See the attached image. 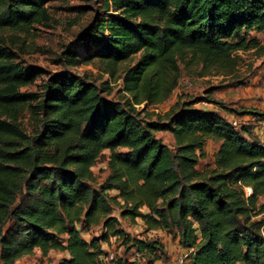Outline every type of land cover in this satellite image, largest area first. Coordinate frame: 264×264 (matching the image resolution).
I'll return each instance as SVG.
<instances>
[{"label": "trees", "instance_id": "trees-1", "mask_svg": "<svg viewBox=\"0 0 264 264\" xmlns=\"http://www.w3.org/2000/svg\"><path fill=\"white\" fill-rule=\"evenodd\" d=\"M51 1L0 0V32L45 24ZM252 33H264V0H103L100 17L77 36L83 55L66 49L61 58L111 76L137 58L124 71L122 103L103 97L106 83L68 72L21 92L38 73L0 40V264L35 250L64 253L57 264H139L134 254L143 264L169 263L161 239L130 237L119 219L173 235L189 252L185 264H264V143L202 100L177 102L155 120L135 108L171 96L184 53L234 72L238 52L259 48ZM209 99L225 114L264 119ZM160 133L172 136V148ZM209 142L218 145L213 164L199 169ZM106 151L109 173L98 182L93 168ZM99 226L98 237H81ZM112 239L128 260L107 261L101 243Z\"/></svg>", "mask_w": 264, "mask_h": 264}, {"label": "rangeland", "instance_id": "rangeland-1", "mask_svg": "<svg viewBox=\"0 0 264 264\" xmlns=\"http://www.w3.org/2000/svg\"><path fill=\"white\" fill-rule=\"evenodd\" d=\"M103 0H55L47 4L46 9L50 20L42 25H36L28 33L18 34L12 32H0V40L10 47L15 55V62L19 65L34 70L38 73V78L32 85L21 88V92L36 93L40 91V86L45 80L59 72H68L79 77H87L97 86L106 83L109 87L103 94L108 101L124 102L128 98L123 86L124 71L134 65L137 58L131 62L121 64L113 76L102 73L93 65L81 64L77 67H68L61 58V53L70 49L83 55V51L76 44L77 36L83 29L94 22L102 14ZM250 38H255L259 43L258 49L248 52H238L239 58L235 71L228 74L219 72L214 68H205L197 59H193L191 54L184 53L178 66V83L171 96L160 104H149L135 106V108L145 118L156 119V116L163 115L177 102L202 100L199 104L206 109H217L224 115L222 109L207 101L219 102L226 108H234L238 111H249L264 114V33H252ZM232 81L234 83H232ZM234 84L232 88H224L228 84ZM216 90L212 94L208 91ZM23 124L28 126L27 116L24 115ZM236 126L244 125L252 129L259 127V121L251 119L225 117ZM157 137L170 148L174 146L173 138L168 133L157 134ZM217 144L209 142L207 146V157L200 160L199 169L213 164V154L217 150ZM109 153L106 151L93 172L98 182H102L109 171L107 159ZM112 216L119 219L118 212L113 211ZM119 229L130 237L159 238L165 244L171 260H175L182 251L177 247V239L173 235L166 236L161 231L146 234L144 226L140 220L135 223L128 220L119 219ZM101 227H92L89 231L82 230L81 237L89 241L98 237ZM101 248L106 254L128 260L130 254L125 253V249L120 242L114 239L101 243ZM65 258V254L58 251H50L43 256L35 250L31 256L19 260L16 264H57Z\"/></svg>", "mask_w": 264, "mask_h": 264}, {"label": "crops", "instance_id": "crops-1", "mask_svg": "<svg viewBox=\"0 0 264 264\" xmlns=\"http://www.w3.org/2000/svg\"><path fill=\"white\" fill-rule=\"evenodd\" d=\"M230 109H234V108H230ZM209 110H213V111H217V109H209ZM236 110V109H234ZM238 111V110H237ZM241 112H246V111H241ZM259 114V113H258ZM225 117H231V118H239V119H244V120H255V121H259L258 124L260 125V128L257 127L255 128V132L254 135L262 142L264 143V119H261L258 116H255L254 114H244L242 116H236L234 117L233 115H230L228 113H224ZM168 264H174V260L173 261H169Z\"/></svg>", "mask_w": 264, "mask_h": 264}, {"label": "built area", "instance_id": "built-area-1", "mask_svg": "<svg viewBox=\"0 0 264 264\" xmlns=\"http://www.w3.org/2000/svg\"><path fill=\"white\" fill-rule=\"evenodd\" d=\"M233 125H235L233 123ZM250 189H246V195L249 196L250 195ZM189 252H182L179 254V256L175 259L174 261V264H185L186 262V259H187V256H188ZM114 259V256L112 254H109L108 255V258H107V261L110 262ZM130 260L132 262H136V263H139V264H143L141 261H140V258L138 256V254H134L131 256Z\"/></svg>", "mask_w": 264, "mask_h": 264}]
</instances>
